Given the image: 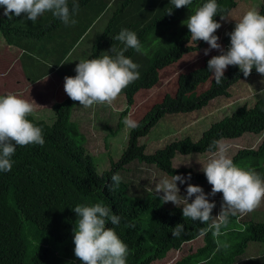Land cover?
<instances>
[{
  "label": "trees",
  "instance_id": "1",
  "mask_svg": "<svg viewBox=\"0 0 264 264\" xmlns=\"http://www.w3.org/2000/svg\"><path fill=\"white\" fill-rule=\"evenodd\" d=\"M96 1L100 3L92 13L94 18L89 13L73 16L76 21L74 25L78 26L76 36L71 34L74 29L69 31L63 27L65 24L51 12L44 13L40 18L39 29L33 28L32 21H29L30 28H24L16 22L20 17L10 20L2 16L0 33L11 43L15 37L33 40L39 34L49 36L55 32L56 38L64 39L63 47L67 46L63 51L64 58L93 19L109 7L107 25L92 46L88 59L103 54L115 56L124 51V43L115 37L125 29L135 32L142 45L139 52L133 49L124 51L125 56L139 66V79L122 91L126 107L119 113L116 128L109 129L107 138H110L123 126L122 121L133 105L137 92L153 88L159 82L161 70L204 47V41L196 42L190 38L186 23L187 18L208 0H193L189 6L179 9L174 8L170 0H68V5L71 9L74 2L78 3L76 13H81ZM256 1H259L257 10L264 15V0ZM217 4L223 9L220 14L227 17L236 8L237 1L217 0ZM170 10L172 14L167 15ZM214 19L218 23L221 21L219 15ZM233 30H228L221 38L224 51L230 47L228 34ZM67 38L72 39L70 44L65 42ZM219 54L214 53L205 58L201 66L177 76L175 93L172 96L165 94L136 123L137 126L131 128L119 160L112 162L110 170L100 175L96 173L92 157L83 146L85 136L78 124L71 121L76 102L69 97L55 102L52 105L54 120L50 124L28 117L42 129L45 144L18 146L12 157V170L0 172V264H45L49 239L61 243L74 238L73 228L77 217L72 209L77 205L103 203L120 217L118 226L109 224L108 227H114L119 238L128 246L127 264H151L162 260L170 251L179 250L183 244L200 237L199 230L207 225L184 218L182 208H179L182 205L164 204L152 192H146L141 197L130 196L128 184L123 180L114 190H110L108 185L113 174L120 175L125 166L134 162L153 166L170 178L172 175L186 177L191 173L190 181L208 183L202 171L175 168V155L209 153L213 141L237 139L244 134L262 135L261 143L257 149L238 150L231 158L233 162L236 164L248 157H264V96L256 99L251 106L237 107L231 114L211 124L197 140L189 137L174 140L152 153H145L144 145L138 143V139L145 136L165 115L189 113L217 97H226L231 85L245 78L237 66H229L220 84H216L214 79L210 80L212 74L208 72V60ZM256 74L253 68L250 75ZM75 75L76 72L71 77ZM206 84L207 89L198 92ZM259 175L264 178V171ZM214 199L221 204L222 193H217ZM219 211L220 207L216 206L212 215H218ZM257 218L251 220L248 214L230 217L228 225L221 229L222 235L216 238L209 231L202 237L201 247L174 264H264V219ZM22 222L30 226L33 253L29 258ZM177 224L185 226L184 234L178 238L171 234ZM249 244H254L258 247L256 251L260 252L251 256L252 259L245 254Z\"/></svg>",
  "mask_w": 264,
  "mask_h": 264
},
{
  "label": "clouds",
  "instance_id": "2",
  "mask_svg": "<svg viewBox=\"0 0 264 264\" xmlns=\"http://www.w3.org/2000/svg\"><path fill=\"white\" fill-rule=\"evenodd\" d=\"M170 2L174 8L179 9L189 6L193 0ZM0 7L4 8L3 16L10 20L23 16L28 21L35 22L44 13L51 12L68 25L76 22L73 16L79 4L74 2L70 9L68 0H0ZM222 11L217 0H208L187 18L186 23L193 41H204L209 45L204 50L205 56L211 50L220 52L208 60V72L212 74L215 83H221L229 66H237L245 78L250 76L253 68L264 76V15L255 8L247 11L228 34L230 47L224 51L218 43L219 37L214 35L222 26L214 17L219 15L221 20L227 19L220 14ZM171 14L172 10L167 15ZM115 39L124 43V51H141V42L133 31L122 30ZM124 51L115 56L103 54L95 59L79 61L75 68L76 75L64 78L67 96L84 108L97 104L112 105L125 88L139 79V66L126 57ZM259 95L264 96V90ZM38 107L40 106L33 99L29 101L16 94L0 96V172L12 170V157L18 146L45 144L42 129L28 119ZM125 124L129 128L137 126L129 118H125ZM208 151L210 157L201 171L212 186L210 193L206 195L202 187L189 183L191 173L186 177L172 175L171 179H160L155 185V193L164 204L172 203L177 207L182 205L179 208H182L184 218L207 225L199 230L200 237L211 231L213 237L218 238L222 235V227L228 225L230 217L247 215L261 206L264 202V178L255 170L238 167L220 141H213ZM121 180L118 173L113 174L109 189L114 190ZM177 182L187 183L185 196H181ZM160 193L163 195L160 196ZM217 193H222L223 201L219 214L213 216L216 204L209 202V196L215 197ZM72 210L77 217L73 228L74 253L82 264H127L128 246L119 238L114 227H108L109 224L118 226L120 222V217L110 207L96 203L92 206L77 205ZM184 232V224H177L172 228L171 234L178 238ZM216 243L219 245V239Z\"/></svg>",
  "mask_w": 264,
  "mask_h": 264
},
{
  "label": "rangeland",
  "instance_id": "3",
  "mask_svg": "<svg viewBox=\"0 0 264 264\" xmlns=\"http://www.w3.org/2000/svg\"><path fill=\"white\" fill-rule=\"evenodd\" d=\"M236 1V8L229 12L226 20L219 21L222 26L216 31V33H214V35L219 37L218 43L223 50L224 46L221 41L222 36L228 30L234 29L236 22H238L247 11L253 8L257 10L259 3V1L256 0ZM98 3L100 2H94L92 7L89 6L81 13H76L75 15L79 16L82 13H89L94 18L92 13L94 12L95 7L98 6ZM109 16L110 10L109 7H107L97 18L93 19L92 24L85 33H83L81 38L77 41V44L67 53V55L64 56L62 60L63 62L59 66L60 69L58 71V76H61L63 81L66 76L71 77L72 74L75 73V68L79 61L88 59L92 46L95 45L96 40L103 33L104 27L107 25ZM16 22H18V20ZM81 23L82 21L80 20L79 24ZM71 34L75 35L76 32L72 31ZM71 40L72 39L67 38L65 39V42L70 44ZM208 48L209 45L205 43L201 50L184 55L176 63L160 71L159 82L157 85L149 90L137 92L134 96L133 105L130 106L128 113L122 121L123 126L119 129L116 135L111 136L110 138H107L109 129L114 130L116 128L119 113L126 107V100L123 93L119 95L112 105L97 104L91 108H84L79 105V102L74 104L71 121L78 124L80 132L86 138L83 146L92 157V163L97 174L100 175L104 171L110 170L111 163H116L119 160L122 151L126 147L128 134L131 128L126 126L125 118H129L137 123L154 104L161 101L165 94L172 96L175 93L176 79L180 73L201 66L205 58H209L214 53L219 52L217 50H211L209 51V54L205 56L204 50ZM38 57L44 59L41 54H39ZM211 79H213L212 75L210 80ZM262 81H264V76H261L260 74L250 75L249 77L240 79L231 85L228 89V96L226 97H217L209 101L206 106L189 113L165 115L145 136L138 139V143L144 145L145 153H152L174 140L186 137H189L192 140H197L211 124L221 120L224 116L231 114L237 107L242 105L251 106L254 101L260 97L259 93L264 90V82ZM207 87L208 84L198 92L204 91ZM63 92H65L64 87L60 90V93ZM254 92L256 95H254ZM67 97L68 96L66 95V98ZM53 120L51 122H53ZM261 140L262 135L245 134L240 139L223 140L221 144L227 148L228 155L232 158L238 150L257 149ZM209 157V153L183 156L177 154L173 159V166L175 168H190L194 172H201L202 166L207 163ZM236 165L245 170H255L260 174L264 171V157H248L237 162ZM120 176L122 177V180L128 184V195L134 197H141L146 192L155 193V185L160 179L165 177L171 179L153 166H146L136 162L125 166L124 169L120 171ZM189 183L202 187L206 195L211 192L212 186L209 183L198 184L192 181H189ZM177 186L180 188L181 196H185V190L188 186L187 183L180 184L177 182ZM159 195L163 194L160 193ZM192 199H194V197ZM209 202H214L218 207L221 206L218 200L214 199V197L209 196ZM189 203H191V200H189ZM261 205L263 206L256 209L258 212L255 214L253 212L248 214L249 219L254 220L252 218L262 216L261 213L264 215V212L262 211L264 208V202H262ZM22 224L27 247L26 255L27 258H29L33 253L29 230L30 226L26 222H22ZM73 240L74 238L58 243L49 239L47 244L49 254L46 258L45 264H82V262L75 257V244L73 243ZM202 245V237H199L184 244L177 251H170L161 261H156L151 264H173L175 260L193 252L196 248ZM253 245L254 244L248 245L247 251H245L247 256L249 255V252L257 250L258 247ZM251 255H249L248 258Z\"/></svg>",
  "mask_w": 264,
  "mask_h": 264
},
{
  "label": "crops",
  "instance_id": "4",
  "mask_svg": "<svg viewBox=\"0 0 264 264\" xmlns=\"http://www.w3.org/2000/svg\"><path fill=\"white\" fill-rule=\"evenodd\" d=\"M3 11L4 8L0 7V17L3 16ZM42 16L38 17L35 22H32L33 28L39 29L38 22L41 21L40 18ZM17 23H20L24 28H30L29 21L23 18V16L19 18ZM63 27L69 31L74 29L73 31L76 32L78 26L70 23ZM51 35L45 36L44 34H39L38 38L33 40L24 37H15L11 43H8L0 33V96L11 93L29 101L33 99L40 107L37 108L32 117L36 120L50 121L46 123H52L51 121L54 119L52 112L54 102L63 101L67 95L65 92L60 93L61 88L64 87V81L61 76H58L59 66L63 62L62 53L67 46L63 47L64 39L60 40L56 38L55 32H52ZM39 54L44 59L39 58ZM262 211L264 212V208ZM253 212L256 213L258 211L255 210ZM261 215L257 219H264V215L262 213ZM256 253L260 252L254 250L249 252V255L253 256ZM179 259L175 260L173 264Z\"/></svg>",
  "mask_w": 264,
  "mask_h": 264
}]
</instances>
